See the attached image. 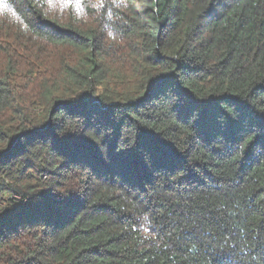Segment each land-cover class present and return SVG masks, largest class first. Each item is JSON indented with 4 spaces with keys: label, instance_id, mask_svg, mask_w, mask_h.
<instances>
[{
    "label": "trees",
    "instance_id": "obj_1",
    "mask_svg": "<svg viewBox=\"0 0 264 264\" xmlns=\"http://www.w3.org/2000/svg\"><path fill=\"white\" fill-rule=\"evenodd\" d=\"M0 196V264H264V0H0Z\"/></svg>",
    "mask_w": 264,
    "mask_h": 264
},
{
    "label": "rangeland",
    "instance_id": "obj_2",
    "mask_svg": "<svg viewBox=\"0 0 264 264\" xmlns=\"http://www.w3.org/2000/svg\"><path fill=\"white\" fill-rule=\"evenodd\" d=\"M0 197H1V196H0ZM1 202H3V203H2V206L7 204V202H6V201H5V202H4V201H1Z\"/></svg>",
    "mask_w": 264,
    "mask_h": 264
}]
</instances>
